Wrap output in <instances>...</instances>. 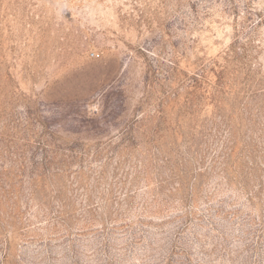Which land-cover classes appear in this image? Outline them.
Masks as SVG:
<instances>
[{
	"label": "rangeland",
	"instance_id": "rangeland-1",
	"mask_svg": "<svg viewBox=\"0 0 264 264\" xmlns=\"http://www.w3.org/2000/svg\"><path fill=\"white\" fill-rule=\"evenodd\" d=\"M0 264H264V0H0Z\"/></svg>",
	"mask_w": 264,
	"mask_h": 264
},
{
	"label": "trees",
	"instance_id": "trees-1",
	"mask_svg": "<svg viewBox=\"0 0 264 264\" xmlns=\"http://www.w3.org/2000/svg\"><path fill=\"white\" fill-rule=\"evenodd\" d=\"M262 20L260 22H262ZM233 48H234L235 53H237V54H240L241 52L245 53V50H246L245 44L244 43H240L238 40L234 43Z\"/></svg>",
	"mask_w": 264,
	"mask_h": 264
}]
</instances>
